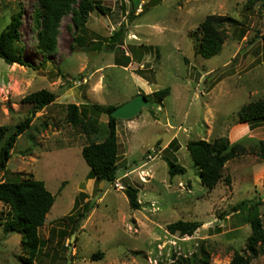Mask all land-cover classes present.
Masks as SVG:
<instances>
[{"label":"rangeland","instance_id":"374dc122","mask_svg":"<svg viewBox=\"0 0 264 264\" xmlns=\"http://www.w3.org/2000/svg\"><path fill=\"white\" fill-rule=\"evenodd\" d=\"M96 1L111 11L90 13L88 36L119 49L76 45L69 13L62 18L56 51L45 53L33 21L38 0H0V33L23 9V56L31 64L10 65L0 57V125L29 115L32 105L23 99L30 93L58 94L35 113L7 167V175L42 180L56 196L40 228L44 244L33 264L167 263L191 256L201 244L210 251L211 264H230L236 252L247 255L252 227L232 208L245 199L261 201L264 225V159L252 151L264 141V120L241 122L238 111L264 98V0L253 5L250 0ZM135 4L137 17L131 19ZM209 14L232 16L238 24L227 26L221 52L205 58L198 53L200 24ZM121 28L117 44L106 40ZM122 54L133 58L127 67L117 64ZM166 87L171 92L164 100L154 96ZM138 94L151 95L152 102L117 122L118 179H90L82 155L88 138L67 121V104L120 106ZM107 121L104 113L97 123ZM220 136L242 143L247 153L229 160L223 180L209 189L201 184L188 143ZM165 157L187 172L171 177ZM129 186L139 190V209L130 207L124 192ZM77 203L81 209L92 203L86 218L78 216ZM8 211L0 201V212ZM177 220L202 225L191 236L171 233L167 225ZM22 240L23 234L6 233L0 223V264H22L27 256ZM98 252L104 256L94 259ZM250 264H264V254Z\"/></svg>","mask_w":264,"mask_h":264},{"label":"trees","instance_id":"16d2710c","mask_svg":"<svg viewBox=\"0 0 264 264\" xmlns=\"http://www.w3.org/2000/svg\"><path fill=\"white\" fill-rule=\"evenodd\" d=\"M262 0H250V4H257ZM39 4L34 8V26L37 29L38 47L45 53L56 51L57 36L63 16L72 13V22L75 28L74 43L85 47L87 50L103 48L113 51L120 46L104 43L101 40H91L87 33V22L91 12L99 11L108 13L110 7L104 6L96 0H38ZM77 4V8L74 5ZM137 5L130 11V18L134 19ZM23 9L12 15L9 25L0 33V57L7 64H19L30 67L31 64L24 58V47L21 40V28L23 25ZM238 20L229 15L209 14L200 24L201 37L198 53L211 58L219 54L226 38L227 26H235ZM123 28L114 30L109 42H117L122 36ZM133 58L122 54L117 59V64L127 67ZM171 92L170 87L154 92L159 100H164ZM152 102V96L146 95ZM58 97L57 93L47 89H41L27 95L24 103L31 104L29 115L15 125H0V201L9 206L7 214L0 212V223L6 233L16 232L23 234L22 248L27 256L21 258L22 264H33L41 246L44 244L40 235V228L44 226L48 213L55 203V195L49 191L42 180L34 177L22 178L21 175H7L8 162L12 155L18 138L31 126L36 112L53 103ZM66 119L74 127L87 135L88 143L82 148V155L89 164L91 170L88 177L99 181L115 182L118 179V118L113 111L118 108L114 104L81 105L69 103L66 106ZM108 115L106 123H97L101 114ZM241 122H258L264 120V98L253 100L244 104L238 111ZM254 151L264 159V141L260 142ZM189 154L199 170L201 184L213 189L223 180L225 164L240 155L247 153V148L240 142L231 143L227 136H220L211 141L205 139L192 140L188 143ZM169 174L174 177L185 174L187 168L176 160L165 157ZM7 175V176H5ZM5 179L2 180V177ZM229 180V179H228ZM264 184V181H263ZM132 209H139V190L129 186L124 189ZM261 201L245 199L232 208V212L241 214L244 221L251 224L252 234L248 240V254L239 252L234 254L230 264H250L252 259L264 254V225L260 214ZM76 204L79 217L84 219L89 213L90 204L83 209ZM77 216V217H78ZM77 219V218H76ZM200 221L177 220L167 225L171 233L181 235H193L200 227ZM78 226V225H77ZM76 230V228L74 229ZM104 253L98 252L93 258H102ZM158 264H211V253L204 244L199 245L198 250L191 256L178 255L167 263Z\"/></svg>","mask_w":264,"mask_h":264},{"label":"water","instance_id":"95a60500","mask_svg":"<svg viewBox=\"0 0 264 264\" xmlns=\"http://www.w3.org/2000/svg\"><path fill=\"white\" fill-rule=\"evenodd\" d=\"M151 101L144 94H138L130 101L120 105L113 111V115L118 119H131L137 116L144 107L150 106ZM102 181L101 183H103ZM70 264V260L69 263Z\"/></svg>","mask_w":264,"mask_h":264},{"label":"built area","instance_id":"2783aa9c","mask_svg":"<svg viewBox=\"0 0 264 264\" xmlns=\"http://www.w3.org/2000/svg\"><path fill=\"white\" fill-rule=\"evenodd\" d=\"M117 186L119 187V188H123V186L121 185V184H119V183H117Z\"/></svg>","mask_w":264,"mask_h":264}]
</instances>
